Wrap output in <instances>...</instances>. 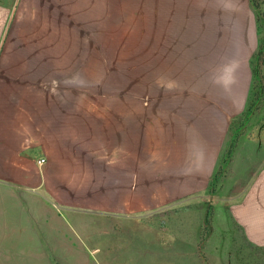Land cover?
<instances>
[{"label":"crops","instance_id":"crops-1","mask_svg":"<svg viewBox=\"0 0 264 264\" xmlns=\"http://www.w3.org/2000/svg\"><path fill=\"white\" fill-rule=\"evenodd\" d=\"M72 4L0 1V264H110L111 250L141 245L115 241L116 229L214 195L226 164L243 186L228 198L229 223L242 234L233 249L264 253V131L236 128L253 71L231 68L148 104L133 85L126 96L95 97L67 48L77 38ZM205 246L197 244L201 264Z\"/></svg>","mask_w":264,"mask_h":264},{"label":"rangeland","instance_id":"rangeland-1","mask_svg":"<svg viewBox=\"0 0 264 264\" xmlns=\"http://www.w3.org/2000/svg\"><path fill=\"white\" fill-rule=\"evenodd\" d=\"M71 2L76 4L75 10H70L77 18L72 16L70 22L77 24V38L67 48L77 50L71 60L77 62L78 80L93 78L95 97L126 96L135 86L134 92L148 104L156 94L172 93L177 87L196 88L201 82L207 85L220 73L231 68L240 72L246 66L253 71V83L236 128L251 136L264 131V0H255L256 7L252 0ZM62 3L67 5V1ZM223 169L222 184L214 195L174 203L116 229L111 235L115 241L127 247L141 245L126 251L111 250L110 264H201L200 242L207 244L204 254L208 264H229L228 257H239V264L264 260L260 251L233 249L234 241L241 245L242 234L229 223L228 198L243 186L227 164ZM209 207L210 224L205 221ZM219 244L225 247L212 253L213 246ZM218 253L220 260L213 259ZM93 254L101 263V250Z\"/></svg>","mask_w":264,"mask_h":264},{"label":"built area","instance_id":"built-area-1","mask_svg":"<svg viewBox=\"0 0 264 264\" xmlns=\"http://www.w3.org/2000/svg\"><path fill=\"white\" fill-rule=\"evenodd\" d=\"M45 163H46V159L45 158H41V159L38 160V164L41 165V166L44 165Z\"/></svg>","mask_w":264,"mask_h":264},{"label":"trees","instance_id":"trees-1","mask_svg":"<svg viewBox=\"0 0 264 264\" xmlns=\"http://www.w3.org/2000/svg\"><path fill=\"white\" fill-rule=\"evenodd\" d=\"M252 2H253V6L256 7L255 0H252ZM254 72H255V71H254ZM254 74H256V72H255ZM256 75H257V74H256ZM254 77H255V75H254ZM259 97H260V93H259L258 98H259ZM207 222H209V216H208Z\"/></svg>","mask_w":264,"mask_h":264}]
</instances>
